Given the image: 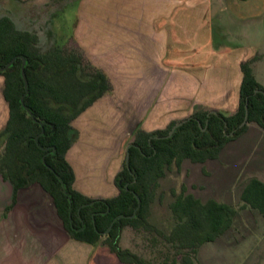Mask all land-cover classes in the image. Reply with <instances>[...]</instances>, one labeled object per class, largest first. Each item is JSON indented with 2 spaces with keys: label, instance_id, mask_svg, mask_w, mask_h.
Segmentation results:
<instances>
[{
  "label": "rangeland",
  "instance_id": "374dc122",
  "mask_svg": "<svg viewBox=\"0 0 264 264\" xmlns=\"http://www.w3.org/2000/svg\"><path fill=\"white\" fill-rule=\"evenodd\" d=\"M119 1L0 0V17L8 16L17 29L33 33L41 49L72 34L70 44L82 46L86 57L111 80V90L71 122L77 135L66 157L75 172L74 187L89 197L117 191L114 179L137 130H164L192 114L196 106L224 115L234 111L241 77L237 61L253 57L254 78L264 87V0H211L213 43L231 50L204 56L203 68L168 62L164 46L158 42L146 48L135 35L134 29L137 34L143 30L141 19L143 26L147 24L144 33L151 34V17L162 7H156V0H121L120 6ZM168 9L163 13L172 8ZM159 23L162 27L164 22ZM146 49L158 52L148 55ZM151 58L167 68L159 79L147 69ZM2 86L0 75V130L8 116ZM251 177L264 182V130L253 122L225 144L218 158L204 163L185 159L179 167L172 164L159 178L150 204L149 221L167 234L174 223L169 203L184 185L186 193L203 202L213 198L235 208L238 215L230 230L203 243L196 254L176 249L155 231L144 229L130 230L125 242L155 264L164 258L180 264L187 256L193 264H251L258 257L264 261V217L242 206L240 199Z\"/></svg>",
  "mask_w": 264,
  "mask_h": 264
},
{
  "label": "trees",
  "instance_id": "16d2710c",
  "mask_svg": "<svg viewBox=\"0 0 264 264\" xmlns=\"http://www.w3.org/2000/svg\"><path fill=\"white\" fill-rule=\"evenodd\" d=\"M72 38L69 34L43 50L37 46L33 33L17 29L8 16L0 17V66L16 55L27 59L25 74L29 90L24 103L38 121L44 122V131L35 141L41 127L21 108L19 97L24 88L20 76L21 59L17 58L12 66L0 72L3 76L2 96L8 108L7 119L0 130V176L12 184L14 192L32 184L40 185L52 199L71 238L89 244L102 243L122 263L155 264L119 245L126 226L130 230L155 231L174 248L196 254L203 243L215 241L230 230L238 212L231 205L213 198L203 202L186 193L182 185L169 203L174 223L165 234L149 221L154 190L159 178L172 164L179 167L185 159L204 163L218 158L225 144L245 132L249 123H256L264 130V87L254 78L253 57L240 64L239 100L232 113L208 114L207 110L196 109L193 118L168 138L163 136L173 123L164 130H138L128 150L129 167L123 163L117 175L116 182L122 179L117 185L118 193L89 204L94 198L74 188L75 174L65 157L77 135L71 122L107 94L112 86L106 73L89 61L82 48L77 43L70 44ZM245 107L247 122L239 127ZM231 131L233 133L229 135ZM40 146L48 147L49 152ZM133 176L135 181L125 188L124 183L130 182ZM240 199L242 206L255 209L264 217L263 181L251 177L243 186ZM135 209V216L127 217ZM119 214L125 217L117 219L103 237L101 233ZM157 264H176V260L164 258ZM180 264H193V258L184 257Z\"/></svg>",
  "mask_w": 264,
  "mask_h": 264
},
{
  "label": "crops",
  "instance_id": "0c3cea01",
  "mask_svg": "<svg viewBox=\"0 0 264 264\" xmlns=\"http://www.w3.org/2000/svg\"><path fill=\"white\" fill-rule=\"evenodd\" d=\"M156 2V7H162L161 11L158 10L160 12L152 15L151 21L149 20L151 34L144 33L147 24L143 26L142 19L138 22L140 29L143 30L137 34L138 30L134 29L135 35L139 36L146 48L159 42L161 47L166 48L164 55L168 62L192 68H203L202 60L206 55L211 57L213 54L227 53L231 50L230 47H217L213 43L209 18L211 0H156ZM169 7L172 8L170 11ZM175 7L180 11L176 13ZM165 8L168 9L167 13L162 11ZM141 17L143 18V15ZM125 22L123 28L127 30ZM159 22H164L162 27L159 26ZM160 30H164L162 35L165 33V36H160ZM146 51L148 55L158 52L151 49ZM248 59L251 58L237 61L240 82L242 78L240 64ZM89 61L102 69L90 59ZM150 61L147 68L149 74L159 79L167 68L157 58H151ZM108 79L111 81L109 77ZM196 109L202 108L196 106L194 111ZM66 160L68 161L67 157ZM0 199V264H126L120 262L116 255L101 243L89 244L71 238L56 212L52 199L40 185L32 184L14 192L12 184L0 176ZM260 260L259 257L255 258L251 264L261 262L264 264V261Z\"/></svg>",
  "mask_w": 264,
  "mask_h": 264
},
{
  "label": "water",
  "instance_id": "95a60500",
  "mask_svg": "<svg viewBox=\"0 0 264 264\" xmlns=\"http://www.w3.org/2000/svg\"><path fill=\"white\" fill-rule=\"evenodd\" d=\"M17 58H20V59H21V65H20V76H21V79H22V81H23V88H24V92H23V93L20 95V97H19V101H20L21 108H22L24 111L27 112V114L33 119V121H38V120L34 117L32 111H31V110L28 108V106L24 103V98H25V96L28 94V90H29V89H28V80H27L26 75H25V72H24V68H25V66L28 64L27 59H26L24 56H22V55H16V56H14L9 62H7L4 66H0V72L4 71V70H6L7 68H9L10 66H12L13 62H14L15 59H17ZM247 116H248V111H247V109H246V107H245V115H244V118H243L242 122L240 123L239 127L243 126V125L247 122ZM187 120H188V118H186V119H184V120H182V121H179V122L175 123V124L172 126V128L170 129V132H169V134H168L166 137L171 136L172 133L175 131V129H176L177 127H179L180 125H182V124H183L184 122H186ZM38 123H39V125L41 126V132L35 136V138H34L35 141H37L39 135H41V134L43 133V122H42V121H38ZM230 134H232V132H231ZM129 146H130V144H128V145L126 146V155H125V165H126L127 167H128V161H129V151H128ZM42 161L44 162V156L42 157ZM48 168L51 169L49 166H48ZM60 181H61V183H62V180H61V179H60ZM62 185L64 186L63 183H62ZM137 199H138V198H137ZM138 201H139V199H138ZM93 202H94V201H92L91 203H93ZM120 217H123V215H118V216H116V217L113 219V221L110 223V225L107 227V229L104 231V233H107V232L110 230V228H111L113 222H114L117 218H120Z\"/></svg>",
  "mask_w": 264,
  "mask_h": 264
},
{
  "label": "flooded vegetation",
  "instance_id": "af4514ba",
  "mask_svg": "<svg viewBox=\"0 0 264 264\" xmlns=\"http://www.w3.org/2000/svg\"><path fill=\"white\" fill-rule=\"evenodd\" d=\"M15 60H16V59H15ZM20 65H21V64H20ZM3 66H4V65H3ZM25 67H26V66H25ZM24 72H25V68H24ZM25 75H26V74H25ZM209 113H212V112H209V111H208V114H209ZM186 118H188V120H189V119L193 118V115L190 114V115L184 117L183 119H180V120H178V121H175V122L172 124V126H173L175 123H177V122H179V121H182V120H184V119H186ZM37 122H38V121H37ZM245 124H246V123H245ZM199 125H200V124H199ZM172 126L170 127V129L172 128ZM180 126H181V125H180ZM40 127H41V126H40ZM177 128H178V127H177ZM177 128H176V129H177ZM170 129L168 130L167 134L164 135L163 137H166V136L169 134ZM176 129H175V130H176ZM202 130H204V128H202ZM43 131H44V122H43ZM137 131H138V130H137ZM137 131H136V132H137ZM40 132H41V131H40ZM136 132H135V133H136ZM153 132H154V131H153ZM174 132H175V131H174ZM174 132H173V133H174ZM231 132L233 133V131H231ZM231 132H230V133H231ZM135 133H133V138H134ZM173 133H172V134H173ZM230 133H229V135H232V134H230ZM38 134H39V133H38ZM39 136H40V135H39ZM155 137L158 138V137H161V136L155 135ZM169 137H170V136H169ZM166 138H168V137H166ZM132 141H133V139L129 142L130 146L132 145ZM130 146H129V147H130ZM40 148H42L44 151H46V153H48L49 150H50L48 147H41V146H40ZM128 150H129V149H128ZM51 152H52V154L54 155V148H52ZM125 155H126V154H125ZM43 156H45V155H43ZM43 156H42V157H43ZM123 163H125V158H124V160H123ZM123 163H122V166H123ZM128 163H129V161H128ZM47 167H48V166H47ZM126 167H127V166H126ZM128 167H129V164H128ZM128 167H127V168H128ZM121 169H122V167H121ZM121 169H120V170H121ZM50 170L52 171V168H51ZM120 170L117 172V175H118V173L120 172ZM117 175H116V177H115V179H114V180H115V186H116L117 191H116L113 195H110V196H105V197H91V198H94V200H92V201L95 202V200L105 199V198H111V197L115 196V195L118 193V187H117V185L122 183V179H119V180L116 182ZM135 179H136L135 176H133V178H132V180H131L130 182H126V183H124V187L127 188L128 184H129V183H133V182L135 181ZM74 188H75V187H74ZM75 189H76V188H75ZM83 194H84V193H83ZM85 195H86V194H85ZM86 196H87V195H86ZM135 196H136V198H138L137 195H135ZM88 197H89V196H88ZM138 199H139V198H138ZM138 199H137V201H138ZM92 201H91V202H92ZM91 202H90L89 204H92ZM94 202H93V203H94ZM138 205H139V201H138ZM135 212H136V209L134 210V212H133L132 215H128L127 217H131V218L134 217V216H135ZM119 215H123V214H119ZM117 216H118V215H117ZM123 217H125V215H123ZM114 218H115V217H114ZM120 218H121V217H120ZM117 219H119V218H117ZM117 219H116V220H117ZM116 220H115V221H116ZM70 221H71V220H70ZM112 221H113V220H112ZM112 221H111V222H112ZM115 221H114V222H115ZM111 222H110V223H111ZM114 222H113V223H114ZM109 225H110V224H109ZM109 225H108V226H109ZM112 225H113V224H112ZM111 227H112V226H111ZM106 229H107V228H106ZM106 229H105V230H106ZM110 229H111V228H110ZM105 230H104V231H105ZM104 231L101 233V235H102L103 237H104V235H106L110 230H109L107 233H104ZM129 231H130V227L126 226V227L123 228V230H122V232H121V235H120L119 245H120L122 248H128V249L133 250V249L127 244V242H125V239H124V236H125ZM103 237H102V238H103ZM102 240H103V239H102ZM101 244H102V243H101Z\"/></svg>",
  "mask_w": 264,
  "mask_h": 264
}]
</instances>
